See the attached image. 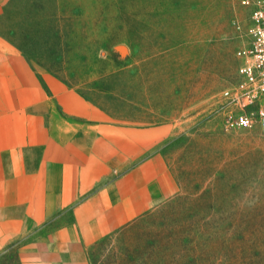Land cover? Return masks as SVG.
<instances>
[{"label":"rangeland","instance_id":"rangeland-1","mask_svg":"<svg viewBox=\"0 0 264 264\" xmlns=\"http://www.w3.org/2000/svg\"><path fill=\"white\" fill-rule=\"evenodd\" d=\"M247 1L17 0L6 11L38 70L119 123L167 133L177 192L91 248V264H264V132L228 129L223 96L250 44ZM14 255L0 264H20Z\"/></svg>","mask_w":264,"mask_h":264},{"label":"crops","instance_id":"crops-1","mask_svg":"<svg viewBox=\"0 0 264 264\" xmlns=\"http://www.w3.org/2000/svg\"><path fill=\"white\" fill-rule=\"evenodd\" d=\"M16 1L0 0V257L91 264L99 241L177 192L167 133L38 70L5 27Z\"/></svg>","mask_w":264,"mask_h":264},{"label":"built area","instance_id":"built-area-1","mask_svg":"<svg viewBox=\"0 0 264 264\" xmlns=\"http://www.w3.org/2000/svg\"><path fill=\"white\" fill-rule=\"evenodd\" d=\"M251 19L250 44L243 51L239 81L223 93L226 127L248 128L258 124L264 132V0L253 1Z\"/></svg>","mask_w":264,"mask_h":264},{"label":"trees","instance_id":"trees-1","mask_svg":"<svg viewBox=\"0 0 264 264\" xmlns=\"http://www.w3.org/2000/svg\"><path fill=\"white\" fill-rule=\"evenodd\" d=\"M126 227V226H125ZM125 227H123V228H121V229H119V230H117V231H115V232H113V233H111V234H109V235H107L106 237H104L101 241H99L96 245H102L103 243H105V242H107L109 239H111L115 234H119ZM15 254V255H14ZM8 255L9 256H15L16 258H17V260L19 261V259H18V256H17V253L15 252V251H13V252H10L9 254H4L3 255V257L6 259V258H8ZM126 256H128L129 258H133V255L132 254H130V253H126ZM2 257V258H3ZM3 258V259H4Z\"/></svg>","mask_w":264,"mask_h":264}]
</instances>
